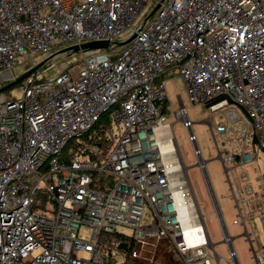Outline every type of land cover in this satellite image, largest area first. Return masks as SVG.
Segmentation results:
<instances>
[{
	"label": "built area",
	"instance_id": "2783aa9c",
	"mask_svg": "<svg viewBox=\"0 0 264 264\" xmlns=\"http://www.w3.org/2000/svg\"><path fill=\"white\" fill-rule=\"evenodd\" d=\"M152 1L0 0V83L53 56L12 87L20 97L0 93V264H129L117 261L121 243L131 260L149 249L172 252L176 264H212L176 123L188 129L204 171L206 163L186 107L167 122L163 76L175 70L190 102L211 113L208 122L225 113L210 130L238 213L233 223L243 226L255 264H264L247 223L264 224V173L247 171L264 152V0H156L144 23ZM93 41L112 45L57 65L62 49ZM37 55L46 57L37 63ZM74 141L83 143L67 152ZM211 193L227 262L240 264Z\"/></svg>",
	"mask_w": 264,
	"mask_h": 264
},
{
	"label": "rangeland",
	"instance_id": "374dc122",
	"mask_svg": "<svg viewBox=\"0 0 264 264\" xmlns=\"http://www.w3.org/2000/svg\"><path fill=\"white\" fill-rule=\"evenodd\" d=\"M157 4L158 2L156 0L152 1L149 4L147 10L149 14ZM139 22L140 21H138V23ZM116 48L118 50H122L124 47L117 46ZM68 54L69 53L60 54L56 59V61L58 59L60 60L57 65H59L60 63H65L69 66L78 64V59L80 57L79 53H73V55L70 57H68ZM45 57V55H37L35 57V61L38 63ZM48 64H46L44 67H46ZM32 65L33 63L31 62L21 63L19 65V73L22 74L28 67ZM54 75L55 69L50 71V76ZM163 81L165 82L166 90L168 93V105L170 108V114L167 122L173 123L175 121L174 112L182 104L186 107L189 118L193 123L192 129L197 140V146L201 152L203 160L206 163V171H204L198 165V158L194 154V145L189 139L188 129L185 128L181 123H176L173 129L177 144L179 146L185 165L188 168L187 173L191 181V185L197 199L199 209L203 216V220L207 227L211 242L213 244V249L210 247L207 248V254L211 258L212 264H218L214 256V252L221 256L219 264H228L227 259L230 258V252L228 245L224 242V232L219 214L217 212L216 202L211 193V187L214 191L227 230L233 237V247L236 251L239 263L255 264V259L251 251L249 240L245 235H243V226L239 223H233L235 219H238V213L228 186L224 167L221 160L218 158V150L216 148L215 141L210 130V124H213V126L215 127L216 122L225 119V113H221L216 119L212 118L210 122H208L207 120L211 113L208 111L207 107L204 104L190 102L184 82L180 78L178 70L165 74L163 76ZM4 85H7V82H1L0 88ZM5 92V94L8 95H10L11 93L13 97H20V94L17 92L16 87L8 89ZM78 142L83 143L82 141H74L70 143L66 151L68 152L69 150L73 149V147ZM81 158H83V156H81ZM254 168L264 173V152L260 153L258 164L256 163L248 166L247 171L251 174H254ZM251 184L253 189L255 190L259 188L260 181L258 179L252 178ZM38 201L42 204L41 208H44L45 199L40 198L39 196ZM39 211L42 212L41 210ZM247 223L252 224L253 231L256 234V242L261 245V251L264 253V224L260 221L254 220L247 221ZM120 231H122L126 235H131L132 232V230H130L129 228H121ZM81 234L88 236L89 231L83 229L81 231ZM252 240L255 241L254 238H252ZM146 251H144L145 253L142 254L141 257L131 260L128 257V251L121 252L118 250L117 261L119 263H122L125 260L129 264H176L171 260L169 252L153 253L149 249Z\"/></svg>",
	"mask_w": 264,
	"mask_h": 264
},
{
	"label": "water",
	"instance_id": "95a60500",
	"mask_svg": "<svg viewBox=\"0 0 264 264\" xmlns=\"http://www.w3.org/2000/svg\"><path fill=\"white\" fill-rule=\"evenodd\" d=\"M161 1H163V0H161ZM159 7H160V4H157V6L153 9V11L145 19L144 23H146L154 15V13L157 11V9ZM135 36H136V33L132 37H130L127 41L119 42L117 44L119 46H124L127 43H129L131 40H133L135 38ZM111 45H112V43H110L109 41L86 42V43H83V44H80V45H74V46H70V47L64 48L61 51H59L57 53V55L64 54V53H79L80 51H85V50H105V49H109L111 47ZM52 58H53V56L45 59L44 61L39 63L37 66L33 67L29 71H27L24 74H22L21 76H19L15 81H13V82L1 87L0 88V93H3L5 91H7L8 89L16 86L18 83H20L26 77L32 75L37 70L42 69L47 64V62L50 61V59H52ZM119 248L122 249L123 251H127L128 250V245H127V243H121L119 245Z\"/></svg>",
	"mask_w": 264,
	"mask_h": 264
},
{
	"label": "trees",
	"instance_id": "16d2710c",
	"mask_svg": "<svg viewBox=\"0 0 264 264\" xmlns=\"http://www.w3.org/2000/svg\"><path fill=\"white\" fill-rule=\"evenodd\" d=\"M101 124L100 125H102L103 123L105 124V125H109V121L106 119V118H103L102 119V121L100 122ZM99 127H96L95 129H98ZM40 196V198H43V199H48V196H47V194L43 191H41V192H39V194H38V197ZM127 239V237H124V236H119V235H115L114 237H113V240H115V241H123V240H126ZM130 250V249H129Z\"/></svg>",
	"mask_w": 264,
	"mask_h": 264
},
{
	"label": "crops",
	"instance_id": "0c3cea01",
	"mask_svg": "<svg viewBox=\"0 0 264 264\" xmlns=\"http://www.w3.org/2000/svg\"><path fill=\"white\" fill-rule=\"evenodd\" d=\"M170 256H172V252H170Z\"/></svg>",
	"mask_w": 264,
	"mask_h": 264
}]
</instances>
